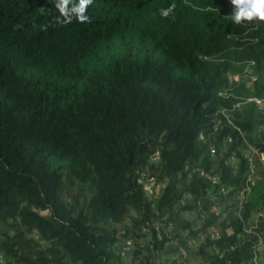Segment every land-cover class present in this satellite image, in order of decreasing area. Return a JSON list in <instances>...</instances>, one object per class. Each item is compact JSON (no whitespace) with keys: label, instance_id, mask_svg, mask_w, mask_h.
<instances>
[{"label":"trees","instance_id":"16d2710c","mask_svg":"<svg viewBox=\"0 0 264 264\" xmlns=\"http://www.w3.org/2000/svg\"><path fill=\"white\" fill-rule=\"evenodd\" d=\"M55 3L0 0L1 264H158L168 242L258 264L264 102L232 107L264 99V24L230 0H94L89 23Z\"/></svg>","mask_w":264,"mask_h":264},{"label":"clouds","instance_id":"9594fccd","mask_svg":"<svg viewBox=\"0 0 264 264\" xmlns=\"http://www.w3.org/2000/svg\"><path fill=\"white\" fill-rule=\"evenodd\" d=\"M93 2L94 0H79V3L76 4L73 3V0H56L55 7L58 9L59 13L64 18L63 21H59L58 18V22L71 23L73 17H75L81 23H89L90 18L88 15H86V12L88 7L92 5ZM230 2L234 6V12L232 15H230V17L235 24L237 25H241L245 23L254 24V25L264 24V0H230ZM69 5L72 6L69 7ZM174 8L175 5H172L167 9H162L161 15L167 18ZM253 64H254L253 61L244 64L243 72L241 73V75L236 74V76L238 77V81L242 79L244 82H247L252 79L251 76L248 75V73H250V67ZM235 78L233 80H235ZM238 81L236 82L238 83ZM232 87L234 86L221 90L219 92V96L224 98L233 96L230 92ZM248 101H253L256 104H262L264 102V99L257 97H248L245 98L244 101L235 102L232 109H239L244 102H248ZM247 149L250 152L248 158L249 160H251V157L249 156L251 154H256L257 150L254 149L253 146H249V145ZM250 179L251 176L248 177L247 181L251 182ZM246 187H247L246 190H249V187L248 186Z\"/></svg>","mask_w":264,"mask_h":264},{"label":"crops","instance_id":"0c3cea01","mask_svg":"<svg viewBox=\"0 0 264 264\" xmlns=\"http://www.w3.org/2000/svg\"><path fill=\"white\" fill-rule=\"evenodd\" d=\"M192 227H195L194 225ZM175 244H172L170 242L166 243L165 246L163 247L159 257H158V264H201V261L199 258L195 255L192 254L191 252L188 251L186 258H184L183 261H180L178 259V250L174 246ZM196 244L192 243V248L195 247ZM124 247V246H123ZM122 256H124V262L125 263H130V259L128 254L126 253L125 250L122 252Z\"/></svg>","mask_w":264,"mask_h":264},{"label":"rangeland","instance_id":"374dc122","mask_svg":"<svg viewBox=\"0 0 264 264\" xmlns=\"http://www.w3.org/2000/svg\"><path fill=\"white\" fill-rule=\"evenodd\" d=\"M234 78H235V81H238V77L236 76V74L233 76V79ZM258 101H260V100H258ZM259 163H260V167L262 168L263 173H264V157L260 159V162ZM145 177H148L149 178V181H150V177L147 174L145 175ZM262 178L264 179V177H262ZM253 179H255L254 176H253ZM253 179L252 178L250 179L251 180V183L253 182ZM242 196L245 197L246 194L244 193ZM258 214L264 216V213L263 212H259ZM258 214H256V215H258ZM253 220H255V219H253ZM251 223H253V222H251ZM193 228H195V227H193ZM246 229H247L248 232H250V230L252 228L250 226H247ZM228 231H229V229H228ZM256 249L260 251V255H258V256L255 257V261L258 264H260V262H264V247H263V244L260 242L256 246ZM178 250H179L178 251V254H179L178 259L180 261H183L184 258H186L188 251L185 248H183V247H179ZM0 264H1V262H0Z\"/></svg>","mask_w":264,"mask_h":264},{"label":"built area","instance_id":"2783aa9c","mask_svg":"<svg viewBox=\"0 0 264 264\" xmlns=\"http://www.w3.org/2000/svg\"><path fill=\"white\" fill-rule=\"evenodd\" d=\"M243 197V196H242ZM157 228H159V225H158V227ZM158 230V229H157ZM127 244H129V243H127ZM257 250V249H256Z\"/></svg>","mask_w":264,"mask_h":264}]
</instances>
